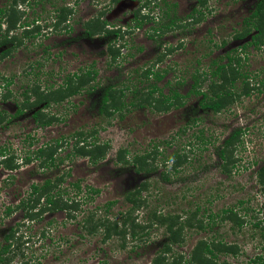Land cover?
I'll use <instances>...</instances> for the list:
<instances>
[{
	"label": "rangeland",
	"instance_id": "rangeland-1",
	"mask_svg": "<svg viewBox=\"0 0 264 264\" xmlns=\"http://www.w3.org/2000/svg\"><path fill=\"white\" fill-rule=\"evenodd\" d=\"M9 1L0 0V7L9 4ZM167 1L177 4L179 16H185L196 5L195 0ZM65 2H70V6L77 3L73 7V15L67 17L71 26L68 33L67 27L55 30L51 17L54 14L41 12L39 4L28 5L29 8L24 9L25 3H19L18 8L26 10L22 21L25 17L30 20L36 12L40 14L41 35L22 38L21 44L0 60V75L12 78L6 87L10 92L8 98L2 100L0 95V110H5L9 118V122L3 120L0 123V147L14 151L20 163L16 170L0 167V246L6 243L3 236L10 228L14 229L17 237L12 239L11 252L5 254L9 264H152L169 236L165 225L168 222L175 228L182 225L179 241L171 244L172 251L165 255L168 264H189L187 260L200 240H222L236 245V254H220L218 257L220 261L226 259L231 264H252L253 258L264 257V190L257 177L264 160V45L248 47L246 56L242 57V69L250 73L249 86L255 89H249V94H242L241 84L237 82L233 88L240 96L217 113L202 110L199 106L201 95L195 94L183 97L181 106L171 107L164 113L152 110L146 104L144 108L132 106L129 111L125 105L122 117L120 112L106 115L100 114L97 109L100 88L104 84L118 89L128 87L122 98L126 104L130 99L139 97L141 93L138 90H145L147 86L143 76H140L141 70L149 67L160 55L164 57L162 66L172 65L167 78L184 76L178 92L186 94L193 81V73L200 75L206 72L211 58L237 46L233 33L241 27V19L256 0H208L211 14L202 23L183 29L175 27L174 32L163 36L160 46L149 38L148 34L152 31L148 23L134 31L129 29L128 49H122V52L128 53L122 58V63L113 66L108 62V54L99 53L104 48L102 39L77 36L67 42L68 36H75L83 30L82 23L86 18L98 14L103 6L102 0H63ZM139 4L130 0L118 5L114 3L117 6L102 17L111 26L127 27L132 24V13ZM161 6L165 9L162 3ZM44 7L47 9L48 4ZM157 8H154L155 11ZM20 32L18 28L9 34L19 35ZM222 36L233 40L222 49L213 47L211 40L214 37L220 40ZM179 43L182 45L178 46ZM170 45L173 48L168 51L167 46ZM5 48L1 46L0 52ZM37 61L42 64L39 71ZM91 64L97 71L95 79L90 82L97 84L93 96L80 91L66 100L40 105L44 114L58 118L51 125L38 127L28 111L15 115L18 102L23 98L22 91L32 85V79L36 78L41 88L49 84L56 86L64 75L84 71ZM26 72L32 73L27 75ZM37 72L39 75H35ZM203 80L201 90H206L210 80ZM163 82L161 80L158 85L163 94H169V86L162 85ZM132 90L136 93L132 94ZM193 116L195 123L188 124ZM236 127L244 130L241 136L243 143L235 150L237 161L232 172L225 174L220 167L222 161L217 156L216 147ZM80 131L87 135L86 142L97 140V144H109L104 157L96 163L90 162L86 156L71 155L73 146H76L73 140L77 138L73 134ZM198 134L204 138L203 142L197 138ZM61 136L65 137L64 144L55 153L54 165L42 168L36 159L21 163L20 156L28 148L31 152L52 138ZM29 137L36 139V144L31 147L27 144ZM154 144H158L160 152L153 159H148L154 166L149 172H136L131 164L125 166L116 158L119 149L128 151V159L152 150ZM175 150L182 156L187 154V159L176 165V170L175 162L168 158ZM67 152L70 153L69 158L65 157ZM59 157L65 159L56 164ZM66 172L69 175L60 184V190L65 198L84 199L81 211H72L74 217H66L64 210L46 211L42 219H27L25 209L16 206L26 199L30 185L44 181L47 176L54 178ZM163 172L168 173V181L161 179ZM74 181H79L80 191L71 187L70 182ZM86 186L99 190L92 201L87 200L90 194ZM135 188L142 189L140 200L143 203L129 210L131 204L125 200V193ZM111 200L114 203L105 213L103 206ZM8 206L12 209L9 214L5 211ZM94 207L101 208L97 215L103 214L109 221L116 220L119 229L122 214L128 211L134 221L144 228L138 227L137 236L127 234L125 240L113 232L108 239H102L104 227L91 234L83 225L82 218ZM228 207H233L242 224L238 225L231 219L222 222L215 219L216 224L209 227V214ZM153 216H161L164 222L161 224L160 219ZM200 220L202 226L199 225ZM42 232H45L44 236ZM123 241L124 246L121 245Z\"/></svg>",
	"mask_w": 264,
	"mask_h": 264
},
{
	"label": "trees",
	"instance_id": "trees-1",
	"mask_svg": "<svg viewBox=\"0 0 264 264\" xmlns=\"http://www.w3.org/2000/svg\"><path fill=\"white\" fill-rule=\"evenodd\" d=\"M47 1L50 2V0ZM117 1L118 0H108V2ZM195 1L196 5L192 7L189 13L185 14V16H179L176 12V3L170 4L167 0H144V5H149L148 11L146 12L145 16H138V11H140V7L143 6V4H140L134 12L135 24L127 26V28H125L123 31L120 27H112L110 29H107L104 26L109 23H107L106 20H99V18H96L92 20V23L86 25V34L92 36L96 32H99L101 28L105 30V33H112L115 36H123L124 33L129 32V29L134 31V28H140L144 23H151V27L149 29L152 32L148 34V36L150 38H155V35H163L167 27L168 29H174L175 27H180L181 29L186 27H193L197 22L205 17L206 12L204 10L209 11L208 0ZM19 3H26L30 7H32L43 2L42 0H11L9 1V4L0 7V47H7L0 52V60L9 55V52H11L12 48L9 47V45H11L12 47H16L17 45L21 44L22 38L31 36L34 37L41 31V26L39 24L30 28V23L22 21L23 10H20L18 8L17 5ZM161 3L165 6V9L161 8ZM51 4L53 5L52 0ZM155 7H158L159 12L152 11ZM69 9L71 10V8H67L66 6H64L63 8L58 6L56 10H53L54 16H52V22L55 27H59V24L65 19L66 15L68 14ZM180 20L181 23L179 22ZM34 21L35 19H33L31 23H34ZM3 24H6V27L3 28L2 31ZM18 28L23 29L20 35L9 34L12 30ZM253 29L257 30V33L253 35V41L249 44L253 43L258 47L259 43L264 41V0L256 1L255 7L251 11V14L244 19V25L242 29L234 33L235 37L241 38L250 33ZM180 41L183 40L181 39ZM221 41L222 44L225 43L224 38ZM181 45L182 43L178 44V46ZM246 46L247 44H243L241 46V51H244ZM171 47V45L170 47L167 46L168 51L171 50ZM235 50H233L232 54H230L229 52L226 54L227 61L225 63L222 62V57H213L210 59V63L207 65L208 70L206 72H201L200 75H196L195 73H193L191 75V79L193 78V81H191V83L189 84L188 92L184 95L178 92V88H180V85H183L184 80H180L183 78V75H181L182 77L176 76L173 79H168L164 82V85H168L170 88L169 90L171 92L169 94H163L161 87L158 86V81H160L164 77L165 73L168 72V68L162 70L157 69L155 71H152L150 66L145 68L142 73H140V76H143V80L147 81L148 76L152 75V81L148 83L143 96L141 94L139 97L133 96L134 98L130 99L128 101V104H126L127 102L125 103V101L122 99L125 95V88L117 90L111 85H106V87L103 88L101 100L99 101L100 111L106 115H111L115 111L120 112L119 114L122 117V109L123 107H125V105H127V107L125 108H127V110L129 111V108H131L132 106L142 107L146 104L150 107H153L152 110H157L164 113L170 110L171 107L181 106L184 103L182 101L183 97L195 94L201 95L199 106L202 110H212L213 112L217 113L227 105H229L232 101H234L235 97L240 96V93L249 94V89H255V87L251 88L249 86L248 80L251 79L250 73L242 69V57ZM107 51L110 55V58L113 60L115 58V55H117L118 50L115 47L109 45ZM162 58V55H160L159 57H157V60H160ZM41 66V62L37 61V69L41 70ZM96 72L97 71L95 70L94 65L91 64L84 72L65 76L63 83L55 88H53L54 86L52 85L47 86L45 89H41L38 83H36L35 79H32V85L28 86V93H26V91L24 92V98L21 103L18 104L16 114H20L24 109H29L31 111L33 110L32 117L36 124L41 125L42 127L51 124L58 118L54 115L44 114V112L39 111V109H35V106L41 103L49 105L51 102L63 101L67 97H70L79 92L81 88H87V92H92L96 85L89 84V82L95 79ZM31 73L32 72H26L27 75H30ZM1 78L4 83H6V85L12 82V78L5 77L3 75ZM205 78L210 81L208 82V85L206 87L207 89L201 90L204 82L203 79ZM237 82L241 84L240 93L236 92V90H234L233 88L235 87ZM138 92L140 91L138 90ZM155 92L157 93V96H155ZM1 93L2 92H0L2 100L7 99L10 94L9 91L3 94ZM134 93H136V91L134 92L132 90V94ZM116 98L122 100L119 101ZM5 117V110H0V123L3 120L9 122V118ZM195 120L196 118L193 116L188 124L195 123ZM95 132L96 130H94V133ZM243 133L244 130L241 127L233 128L229 132V134L222 140V142L216 147L217 156L219 160L222 161L220 163V167H223V172L225 174H230L233 167L235 166V163L237 161L235 158V150L238 145L243 143V140L241 138ZM75 134L77 136L76 146H73L74 149L71 155L78 154L80 156H86L92 163H96L98 159L104 157V155L106 154L105 150L109 146L107 142L101 144H97L98 142L96 141L86 142L88 137L84 132L80 131ZM197 138H199L203 142L204 138L202 139L201 134H198ZM79 141H81L82 144L77 145V142ZM32 143L33 142L30 141L28 145H31ZM166 143L169 142L167 141ZM60 145L61 144L59 142V139H57L55 140V143L53 145L45 144L38 149H34L32 151L30 150L31 152L27 150L23 156H20L22 161L21 163H29L33 159H36L39 160L40 167H50L55 163V153ZM157 146L158 144H154L152 150L145 152V154H136L128 159L126 156L128 151L126 149H119L117 151L116 158H119L124 165L131 164L130 166H132L134 171L136 172H149L154 169V166L151 161H148V159H153V157L160 152L158 151ZM17 156L18 155H16L14 151H11L10 149L4 147H0V166H3L5 169L10 171L18 169L20 163L17 161ZM65 157H59L56 164L62 162ZM168 158L172 159L175 162L174 170H176V165L178 166L180 163H182V161L186 160L187 154L182 156L175 150L168 156ZM67 175H69L68 172L55 176L54 178H50L47 176L44 181L40 183H32L30 185L28 196L25 200L21 201V204H18L16 207H22L23 209H25L24 215L29 220H32L34 218H36L37 220L42 219V215L46 211L55 212L58 210H64L66 217H74L73 213L71 212L75 210L81 211L80 205L85 200L81 199V201H79L78 198L75 199L73 197H63V193L60 190V184L64 181V178ZM257 177L262 190H264V160L261 167L257 171ZM161 179L164 181H168L170 177L168 176V173L163 172L161 174ZM70 184L71 187L76 188L77 191H80L81 188L79 181L70 182ZM86 187L88 189L87 193L90 194L87 200L92 201L95 195L99 193V190L97 188H94L93 186ZM141 191V188H135L125 193V200L131 204L129 210H133L134 207H139L140 204L143 203L140 200ZM113 203L114 201L111 200L103 206L105 213L109 210L111 204ZM98 210H101V208L94 207L93 209H90L82 218V220L87 232L91 234L96 233L99 227H104L105 229L102 239H108V237H110L111 235V232H113L119 235V237L121 236L120 239L125 240L126 236H128L127 234H129L131 237H136L138 227L144 228L134 221V218L131 217L132 215L129 211L126 212L125 215L122 214V226L119 229L117 228L116 220L109 221L108 218H105L103 214L97 215ZM5 211L7 214H9L11 213L12 209L10 208V206H8ZM209 216V227L211 228L216 224L215 219H217V221L219 222L225 221L226 219H231L234 220V222L238 225L242 224V220L239 216H237L233 207L222 209L220 210V212L218 211L217 213L209 214ZM153 217L156 218L155 216ZM160 218L158 217L156 219L159 220ZM163 222L164 221L160 219V223L162 224ZM200 223H202L201 220L199 222V225L202 226V224ZM165 225L169 232V236L167 237V241L163 244L164 246L162 247L160 254L153 258L152 264H168L165 255L168 252L172 251L171 244L177 243L180 239V230L182 229V225H179L178 228H175L173 225L169 224V222ZM14 234V229L10 228V230L3 236V240L6 243L0 246V264H9L8 256H6L5 254L11 252L10 248L13 243L12 239L17 238ZM44 234L45 232H42V236H44ZM121 245L124 246V241L123 243H121ZM237 251L238 247L236 245L227 244L222 240H200L197 246L194 248V251L191 253L187 262L189 264H231L226 259L220 261L218 257L220 254L233 255L236 254ZM179 257L182 258V255H179ZM174 262H176V259L174 260ZM252 264H264V257L258 256L257 258H253Z\"/></svg>",
	"mask_w": 264,
	"mask_h": 264
},
{
	"label": "flooded vegetation",
	"instance_id": "flooded-vegetation-1",
	"mask_svg": "<svg viewBox=\"0 0 264 264\" xmlns=\"http://www.w3.org/2000/svg\"><path fill=\"white\" fill-rule=\"evenodd\" d=\"M57 0H52V3H53V5L51 4V0H50V2H48L47 0H42V2L44 3V5H43V3H39V8L41 9L40 11L41 12H45V13H47L48 12V14L47 15H49L50 13H53V10H56V8L59 6V7H61V8H63L64 6H66L67 8H71V10L69 9V12H68V14L66 15V17H65V19L59 24V27H55V25H53V22H52V27L55 29V30H57L58 28H60V27H67V33L71 30V26H70V21H69V17H71V15H73V13H74V8H75V5L77 4L76 2H74V6H70V2H65V3H63V0H60V3H59V0H58V2H56ZM122 1H124V0H118L117 2H108V0H102V3L101 4H103V6H102V9L101 10H99V12H98V14H96V16H93L92 18H86L85 19V21L82 23V31L80 32V33H78L77 35H75V36H68L67 38L69 39L67 42L69 43L71 40H74L75 38L74 37H77V36H80L79 38H83V39H94V38H100V39H102L103 40V42H104V48L102 49V50H100V54H108V51H107V49H108V46L110 45V46H113V47H115L118 51H117V55H115V58L112 60L111 58H110V61H108L109 62V64H110V66H113V64H120V63H122V58L124 57V56H126L127 55V53L126 52H122L123 50V48H126V51H127V47H128V42H129V40H128V35H127V33H124L123 34V36L122 35H118V36H115L114 34H112V33H105V30H103V29H101L100 28V31L99 32H96L94 35H92V36H89V35H87L86 34V32H87V30H86V25L87 24H89V23H92V20L95 18H99V20H106L107 21V19H105L104 17H102L103 16V14H106V12H108L109 10H113L118 4H120ZM130 1H136V3H140V4H143V6L142 7H140L141 9H140V11H138V16H145L146 15V12L148 11V7H149V5H144V0H130ZM257 1V0H256ZM57 3V4H56ZM114 3H116L117 5L115 6L114 5ZM48 4V7H49V9H48V7H47V9H45V5H47ZM139 4V5H140ZM255 4H256V2L253 4V6L250 8V9H248V12H247V14L243 17V19H241V22H242V25H241V27L239 28V29H237V30H235V32L236 31H238V30H240V29H242V27H243V25H244V19L246 18V17H248L250 14H251V11L254 9V7H255ZM19 5V4H18ZM17 5V6H18ZM97 5V4H96ZM52 6V7H51ZM151 6V5H150ZM195 6V5H194ZM25 7L26 8H24V9H28L29 8V6H28V4H26L25 3ZM74 7V8H73ZM152 7V6H151ZM209 8V11H207V10H204L206 13H205V17L204 18H202L199 22H197L196 24H199V23H202V21L204 20V19H206L207 18V16H209L210 14H211V9H210V7H208ZM19 9H21V8H19ZM158 9V8H157ZM177 9V8H176ZM191 9L192 8H190V11H191ZM103 10V11H102ZM153 12H159V9L157 10V11H155V9L154 10H152ZM189 11V12H190ZM134 12L135 11H133V13H132V18H131V23L132 24H135V21H134ZM188 12V13H189ZM25 13H26V10H23V14H22V17L25 15ZM32 13H34V12H32ZM39 16H40V14H38L37 12H36V15L35 16H33V18H31L30 20H28L27 19V17H25V22H28V23H30L31 25L29 26L30 28L31 27H34L35 25H37V24H39L40 25V20H39ZM69 16V17H68ZM52 17V16H51ZM68 17V18H67ZM139 17V18H140ZM27 19V20H26ZM33 19H35V21H34V23H31L32 22V20ZM22 20H23V18H22ZM134 21V22H133ZM180 23H181V20L179 21ZM107 23H109L108 21H107ZM132 24H128V25H132ZM195 24V25H196ZM127 25V26H128ZM3 26V28H5L6 27V25L5 24H3L2 25ZM148 26H151V23H148ZM157 26V25H156ZM104 27H106L107 29H110V28H112V27H115V28H117V27H120L121 29H122V31L125 29V28H127V27H125L124 25H121V26H119V25H117V26H111L110 24H106ZM141 27H143V25L141 26ZM19 29H21V31L23 30L22 28H19ZM135 29H139V28H134V30ZM173 30V28L171 29H168V27L166 28V31L164 32V34L163 35H155V38H150L151 40H154L156 43H157V45L158 46H160L161 44H162V42H160L161 40H162V38H163V36H165L166 35V33H168V32H174V31H172ZM234 32V33H235ZM21 33V32H20ZM233 33V38L237 41V46H235L234 48H232V50L231 51H227V50H224L225 51V53L223 54V55H219V57H222V62L223 63H225L226 61H227V57H226V54L229 52H232L233 53V50H235V51H237V53L238 54H240V56L241 57H245L244 56V54H247V49H248V47H250V46H252V47H257V46H255V44H249L250 42H252L253 41V39H252V37H253V35L254 34H256L257 33V30H252L250 33H248V34H246L245 36H243V37H241V38H236L235 37V34ZM20 35V34H19ZM39 35H41V31L39 32V33H37L35 36H39ZM32 37V36H31ZM224 39H225V43L224 44H222V39L223 38H221L220 40H217L218 38H216V37H214L212 40H211V42H212V46L214 47H216L217 49L218 48H223L224 46H226L228 43H230L232 40H233V38H232V40L231 39H228L226 36H222ZM183 40V38L182 37H180V40ZM243 44H247V46L245 47V49H244V51H241V46L243 45ZM217 45V46H216ZM264 45V41L263 42H260L259 43V45H258V47L257 48H259L260 46H263ZM10 46V45H9ZM11 48L13 49L14 47H12L11 46ZM12 51V50H11ZM232 53H230V54H232ZM109 55V54H108ZM109 57H110V55H109ZM159 57V56H158ZM219 57H217V58H219ZM164 58V57H163ZM163 58L162 59H160V60H157V58H155L154 59V61L152 62V64L150 65V68L152 69V71H155V70H162V69H167L168 68V72L170 71V69H171V64H165L164 66H162V60H163ZM111 60H112V62H111ZM157 60V61H156ZM147 68V67H146ZM88 69V68H87ZM86 69V70H87ZM145 69V68H144ZM144 69H142L141 71H143ZM86 70H84V71H86ZM38 71H39V69H38ZM84 71H81V72H84ZM168 72H166L165 73V75H164V77L161 79V80H164V82L165 81H167L168 79H173L174 77H172V78H167L166 76H167V73ZM74 73H78V72H71V73H69V74H66V75H64L63 76V79H62V81H61V83L60 84H62L63 83V80H64V78H65V76H68V75H72V74H74ZM80 73V72H79ZM142 73V72H141ZM35 75H39L38 74V72H37V74H35ZM3 76H5V77H7L6 75H3ZM180 75H178L177 77H179ZM2 75H0V92H2L3 91V93H5V92H8V90H7V86L8 85H10V83L9 84H7L6 85V83H4V81L2 80ZM176 77V76H175ZM180 77H182V76H180ZM184 77V76H183ZM10 78V77H9ZM148 78H150L149 80H147V81H145L144 80V82H147V85H148V83L150 82V81H152V75H149L148 76ZM36 79V78H35ZM94 80V79H93ZM160 80V81H161ZM181 80V79H180ZM160 81H158V82H160ZM91 82V81H90ZM89 82V84H91ZM164 82H163V84L162 85H164ZM60 84H58V85H60ZM158 84V83H157ZM38 85H39V83H38ZM54 86L53 88H55V87H57L58 85H54V84H49V85H45L43 88H41V86H40V88L41 89H45L47 86ZM94 85H96L95 86V88L97 87V84H94ZM106 85H111V84H104L103 86H101V88H100V90H101V94H102V92H103V88L104 87H106ZM113 88H115V89H117L118 90V88H116V87H114L113 85H111ZM158 86H160V85H158ZM27 86H26V88H24V90L22 91V94H23V98H24V95H25V91H26V93H28V91H27ZM95 88L93 89V90H95ZM146 88H147V86H146ZM120 89H122V88H120ZM126 89V88H125ZM124 89V90H125ZM162 89V88H161ZM170 89V88H169ZM126 90H128V87H127V89ZM125 90V91H126ZM142 90V91H141ZM141 90H139L140 91V93L142 94V96H143V93L146 91V89L145 90H143V89H141ZM80 91H85L86 93H89L90 95H92L93 96V91L92 92H87V88H81L80 90H79V92ZM124 91V92H125ZM79 92H77L76 94H78ZM100 94V97H99V100H98V103H99V101L101 100V95ZM155 94V96H157V93L155 92L154 93ZM75 95V94H74ZM23 98L21 99V101L23 100ZM67 99V98H66ZM66 99H64V100H66ZM21 101L20 102H18V104H20L21 103ZM44 103H41V104H39V105H37V106H35L36 108L35 109H39V111H41V112H43L42 110H41V107H40V105H43ZM98 106V105H97ZM100 104H99V106L97 107V109H98V112L101 114L102 112L100 111ZM145 106H142V107H140V108H144ZM17 108H18V106H17ZM17 108H16V110H17ZM133 109H135V108H133ZM133 109H131V110H133ZM151 109H153V107H151ZM26 111H28V112H30L29 114H31L32 115V112H33V110L31 111V110H29V109H24L21 113H20V115L21 114H23L24 112H26ZM35 111V110H34ZM135 111H136V109H135ZM158 112H160V111H158ZM114 113H116V111L114 112ZM15 115H19V114H16V111H15ZM9 116H12V115H10V114H8V117ZM32 119H33V117H32ZM34 121V120H33ZM36 124V123H35ZM38 127H40V128H45L46 126H49V125H51V124H49V125H45V126H41V125H38V124H36ZM76 132V131H75ZM75 132H74V134H73V137L74 136H76V134H75ZM64 138L65 137H63L62 138V136L61 137H59V138H52L51 140H49L48 142H46V143H48V144H54L55 143V140H57V139H59V142H60V146H62L63 144H64ZM76 139L77 138H75V140H73V141H75L76 142ZM30 141H32L33 143L31 144V145H28L29 147H31L32 145H34V144H36V139L35 138H31V137H29V140H28V143L30 142ZM96 142H98L97 140H96ZM27 143V144H28ZM46 143H44L43 145H40V146H38L36 149H38V148H40L41 146H44ZM31 149V148H30ZM58 149H61L60 147L58 148ZM27 150H29V148L27 149ZM32 151V150H31ZM69 154V155H68ZM65 156H68L67 158H69L70 157V153L69 152H67L66 154H65ZM1 168H3L4 170H7V169H5L3 166H0Z\"/></svg>",
	"mask_w": 264,
	"mask_h": 264
}]
</instances>
